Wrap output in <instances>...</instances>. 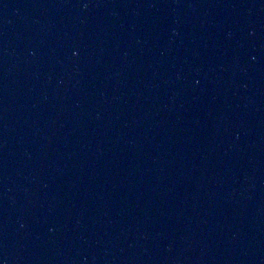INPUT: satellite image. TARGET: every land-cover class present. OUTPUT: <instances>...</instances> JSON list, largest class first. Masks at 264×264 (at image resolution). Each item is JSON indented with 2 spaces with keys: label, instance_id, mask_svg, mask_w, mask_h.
Returning <instances> with one entry per match:
<instances>
[{
  "label": "water",
  "instance_id": "water-1",
  "mask_svg": "<svg viewBox=\"0 0 264 264\" xmlns=\"http://www.w3.org/2000/svg\"><path fill=\"white\" fill-rule=\"evenodd\" d=\"M0 264H264V0H0Z\"/></svg>",
  "mask_w": 264,
  "mask_h": 264
}]
</instances>
